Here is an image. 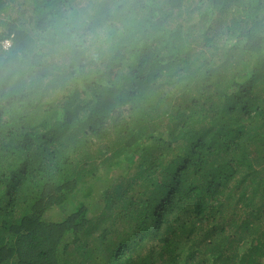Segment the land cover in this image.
Here are the masks:
<instances>
[{
	"label": "trees",
	"instance_id": "obj_1",
	"mask_svg": "<svg viewBox=\"0 0 264 264\" xmlns=\"http://www.w3.org/2000/svg\"><path fill=\"white\" fill-rule=\"evenodd\" d=\"M0 264H264V0H0Z\"/></svg>",
	"mask_w": 264,
	"mask_h": 264
},
{
	"label": "rangeland",
	"instance_id": "obj_2",
	"mask_svg": "<svg viewBox=\"0 0 264 264\" xmlns=\"http://www.w3.org/2000/svg\"><path fill=\"white\" fill-rule=\"evenodd\" d=\"M3 43H4L5 46H9V44H10V42L8 43V42H5V41H4ZM85 197H86V196H85ZM218 220H219V218H217V221H218Z\"/></svg>",
	"mask_w": 264,
	"mask_h": 264
},
{
	"label": "clouds",
	"instance_id": "obj_3",
	"mask_svg": "<svg viewBox=\"0 0 264 264\" xmlns=\"http://www.w3.org/2000/svg\"><path fill=\"white\" fill-rule=\"evenodd\" d=\"M4 41H5V42H8V43L10 42L9 39H5ZM4 41H3V42H4ZM10 43H11V42H10ZM9 45H10V44H9ZM3 46H4V47H8V46H5L4 43H3Z\"/></svg>",
	"mask_w": 264,
	"mask_h": 264
}]
</instances>
